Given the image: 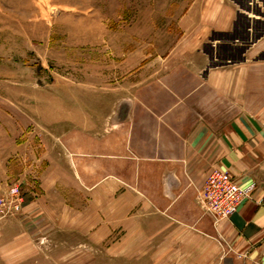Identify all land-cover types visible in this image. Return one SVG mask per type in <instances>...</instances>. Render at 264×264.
<instances>
[{"label": "crops", "instance_id": "crops-1", "mask_svg": "<svg viewBox=\"0 0 264 264\" xmlns=\"http://www.w3.org/2000/svg\"><path fill=\"white\" fill-rule=\"evenodd\" d=\"M158 8L164 54L133 47L101 103L48 109L41 195L0 222V264H264V0ZM213 169L253 187L217 225L196 200Z\"/></svg>", "mask_w": 264, "mask_h": 264}, {"label": "rangeland", "instance_id": "rangeland-1", "mask_svg": "<svg viewBox=\"0 0 264 264\" xmlns=\"http://www.w3.org/2000/svg\"><path fill=\"white\" fill-rule=\"evenodd\" d=\"M158 6L159 0H0V197L19 185L16 215L41 195L48 109L62 114L63 104L81 98L101 103L109 83L97 77L106 78L102 69L133 47L164 54L177 31Z\"/></svg>", "mask_w": 264, "mask_h": 264}, {"label": "built area", "instance_id": "built-area-1", "mask_svg": "<svg viewBox=\"0 0 264 264\" xmlns=\"http://www.w3.org/2000/svg\"><path fill=\"white\" fill-rule=\"evenodd\" d=\"M252 189V186L241 187L227 171L213 169L198 189L196 200L204 213L213 219L214 225H217L220 221L230 219L238 205L250 197ZM22 201L19 185H11L8 194L0 197V219L19 213ZM217 238L216 242L222 251L227 252L229 248L224 239L221 236Z\"/></svg>", "mask_w": 264, "mask_h": 264}]
</instances>
